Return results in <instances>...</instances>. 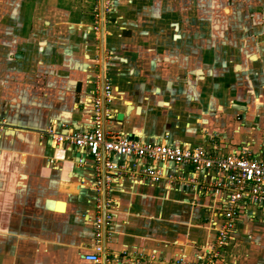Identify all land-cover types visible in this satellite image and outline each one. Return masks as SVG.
<instances>
[{
	"label": "crops",
	"instance_id": "0c3cea01",
	"mask_svg": "<svg viewBox=\"0 0 264 264\" xmlns=\"http://www.w3.org/2000/svg\"><path fill=\"white\" fill-rule=\"evenodd\" d=\"M146 1L113 0L115 28L94 37L91 0H13L16 13L0 30V264H91V164L55 147L47 129L89 126L96 76L113 87L121 132L173 146L214 144L219 155L264 148V35L234 47L221 30L188 47L181 34L173 41L141 28ZM109 198L103 260L117 264L195 262L221 219L220 199L165 182L120 178ZM222 252L227 264H264V207L240 211Z\"/></svg>",
	"mask_w": 264,
	"mask_h": 264
},
{
	"label": "built area",
	"instance_id": "2783aa9c",
	"mask_svg": "<svg viewBox=\"0 0 264 264\" xmlns=\"http://www.w3.org/2000/svg\"><path fill=\"white\" fill-rule=\"evenodd\" d=\"M112 4L113 0H91L89 31L94 37L109 34L110 28H115ZM90 83L94 84L95 93L88 100L89 126L67 128L63 133L53 127L47 129L55 147L74 149L78 164H84L86 158L91 164V182L97 197L92 219L95 246L84 259L91 264L117 262L115 257L113 262L103 260L102 242L110 236L107 228L112 214L109 210L115 203L109 198L110 186L117 179L126 178L134 183L155 185L165 182L168 186L209 196L212 203L220 199L221 219L205 255L192 263L179 260L177 264H221L222 250L234 232L240 211L252 206L264 207V148L253 152L244 147L219 155L214 151V144L209 149L173 146L162 140H140L115 127L116 114L110 109L114 93L108 79L99 75ZM186 167L191 169L187 176L181 172ZM207 173L213 174L210 182L201 179Z\"/></svg>",
	"mask_w": 264,
	"mask_h": 264
},
{
	"label": "rangeland",
	"instance_id": "374dc122",
	"mask_svg": "<svg viewBox=\"0 0 264 264\" xmlns=\"http://www.w3.org/2000/svg\"><path fill=\"white\" fill-rule=\"evenodd\" d=\"M12 2L13 0H0V30L8 26V18L16 13V2ZM146 5L147 10L144 7L138 9L144 19L141 28L145 26L146 30L157 29L159 32H166L168 37L174 34L173 41L181 34L187 40L188 47L201 45L203 38L200 36L206 40L208 36L216 37L221 30L231 34L229 44L234 47L238 42H244V38L258 37L259 39L251 41L260 42L264 35L261 34L264 33V0H149L145 2L144 6ZM162 15L169 16L168 21L162 19ZM157 18L158 23L154 21ZM168 25L172 26L166 28ZM188 53L195 52L189 49ZM222 260L221 264H224L225 260Z\"/></svg>",
	"mask_w": 264,
	"mask_h": 264
},
{
	"label": "water",
	"instance_id": "95a60500",
	"mask_svg": "<svg viewBox=\"0 0 264 264\" xmlns=\"http://www.w3.org/2000/svg\"><path fill=\"white\" fill-rule=\"evenodd\" d=\"M120 117V116H119Z\"/></svg>",
	"mask_w": 264,
	"mask_h": 264
}]
</instances>
